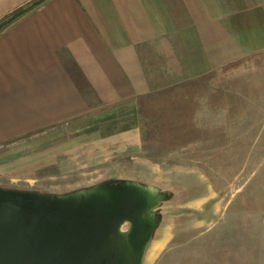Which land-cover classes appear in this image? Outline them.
Returning a JSON list of instances; mask_svg holds the SVG:
<instances>
[{"label": "rangeland", "instance_id": "obj_1", "mask_svg": "<svg viewBox=\"0 0 264 264\" xmlns=\"http://www.w3.org/2000/svg\"><path fill=\"white\" fill-rule=\"evenodd\" d=\"M136 120L142 153L83 168L75 151L63 167L44 154L72 147L82 120L20 140L41 159L12 160L3 145L0 196L57 213L124 203L84 242L91 264H264V59L149 96Z\"/></svg>", "mask_w": 264, "mask_h": 264}, {"label": "crops", "instance_id": "obj_2", "mask_svg": "<svg viewBox=\"0 0 264 264\" xmlns=\"http://www.w3.org/2000/svg\"><path fill=\"white\" fill-rule=\"evenodd\" d=\"M35 1L0 0V23ZM250 59L264 0H45L0 31V151L41 159L20 140L76 119L83 133L45 159L138 156V103Z\"/></svg>", "mask_w": 264, "mask_h": 264}, {"label": "water", "instance_id": "obj_3", "mask_svg": "<svg viewBox=\"0 0 264 264\" xmlns=\"http://www.w3.org/2000/svg\"><path fill=\"white\" fill-rule=\"evenodd\" d=\"M125 209L118 203L102 213H57L0 196V264H91L82 261L84 242L88 250Z\"/></svg>", "mask_w": 264, "mask_h": 264}, {"label": "trees", "instance_id": "obj_4", "mask_svg": "<svg viewBox=\"0 0 264 264\" xmlns=\"http://www.w3.org/2000/svg\"><path fill=\"white\" fill-rule=\"evenodd\" d=\"M43 1H45V0L35 1L34 3L26 6L23 9H20L17 12H15L14 14H12L8 19H6L5 21H3V22L0 23V31L3 30L4 28H6L8 25H10L12 22H14L15 20H17L21 16H23L24 14H26L28 11H30L34 7H36L39 4H41Z\"/></svg>", "mask_w": 264, "mask_h": 264}]
</instances>
